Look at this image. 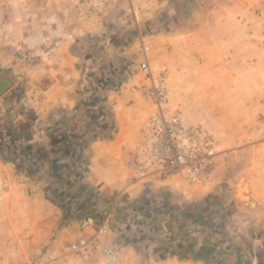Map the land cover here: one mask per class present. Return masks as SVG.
Here are the masks:
<instances>
[{"label":"crops","instance_id":"0c3cea01","mask_svg":"<svg viewBox=\"0 0 264 264\" xmlns=\"http://www.w3.org/2000/svg\"><path fill=\"white\" fill-rule=\"evenodd\" d=\"M257 3L0 0V73L15 82L0 98V264L95 238L81 264H107L108 246L122 264H264V131L248 155L219 157L205 185L132 183L128 167L149 113L146 60L174 76L187 60L242 67L236 80L254 84L253 100L262 93L264 112ZM20 44L49 53L19 62L9 50Z\"/></svg>","mask_w":264,"mask_h":264},{"label":"built area","instance_id":"2783aa9c","mask_svg":"<svg viewBox=\"0 0 264 264\" xmlns=\"http://www.w3.org/2000/svg\"><path fill=\"white\" fill-rule=\"evenodd\" d=\"M54 44V43H53ZM52 45V44H51ZM49 45L43 44L36 50L20 44L9 52L19 62L31 63L49 53ZM149 53L150 48L144 47ZM149 83L143 87L142 97L151 104V112L141 129L139 141L130 152L128 167L130 181L136 183L147 178L166 180L179 176L190 185L211 182L218 158L228 159L217 137L203 125H187L180 111L171 113L168 107V86L166 74L156 75L149 60L140 65ZM107 233V226L99 227L98 234ZM100 241L81 239L67 247L64 256L45 252L28 264H78L95 256ZM101 253L107 264H122L119 253L112 247H104Z\"/></svg>","mask_w":264,"mask_h":264},{"label":"rangeland","instance_id":"374dc122","mask_svg":"<svg viewBox=\"0 0 264 264\" xmlns=\"http://www.w3.org/2000/svg\"><path fill=\"white\" fill-rule=\"evenodd\" d=\"M256 7L258 13L264 14V0H258ZM228 57L227 54L225 60ZM185 62L187 64L180 76H174L164 68L153 70L156 75L166 74L170 112L180 111L187 125L208 128L220 141L222 148L229 152L228 159L221 157L226 163L237 157V151L245 149L243 155H248L252 148L245 144H253L263 134L264 112L258 114L255 109L257 101L262 99V93L261 97L253 100V95L248 91L254 93L257 90L254 84L236 80L247 70L226 66L220 60L214 66L211 65L212 59H205V64L204 61L201 64H193L191 60ZM142 102L149 109L148 117L152 110L151 104L143 97Z\"/></svg>","mask_w":264,"mask_h":264},{"label":"water","instance_id":"95a60500","mask_svg":"<svg viewBox=\"0 0 264 264\" xmlns=\"http://www.w3.org/2000/svg\"><path fill=\"white\" fill-rule=\"evenodd\" d=\"M14 84L15 82L12 78L0 73V98L8 93Z\"/></svg>","mask_w":264,"mask_h":264}]
</instances>
